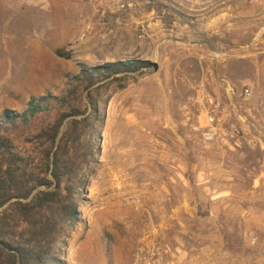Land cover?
Segmentation results:
<instances>
[{
    "label": "rangeland",
    "instance_id": "rangeland-1",
    "mask_svg": "<svg viewBox=\"0 0 264 264\" xmlns=\"http://www.w3.org/2000/svg\"><path fill=\"white\" fill-rule=\"evenodd\" d=\"M127 61L150 65L96 86L100 150L60 264H264V0H0V118ZM207 96L239 146L200 140Z\"/></svg>",
    "mask_w": 264,
    "mask_h": 264
},
{
    "label": "trees",
    "instance_id": "trees-1",
    "mask_svg": "<svg viewBox=\"0 0 264 264\" xmlns=\"http://www.w3.org/2000/svg\"><path fill=\"white\" fill-rule=\"evenodd\" d=\"M57 55L73 58L64 50ZM148 65L127 61L83 67L60 96L32 98L22 113L4 112L0 118V264H60L69 230L78 222L80 190L90 176L91 159L100 150L99 126L104 122L100 92L105 87L96 86ZM82 89L85 110L79 105ZM54 112V122L38 124ZM19 137L31 148L21 150Z\"/></svg>",
    "mask_w": 264,
    "mask_h": 264
},
{
    "label": "built area",
    "instance_id": "built-area-1",
    "mask_svg": "<svg viewBox=\"0 0 264 264\" xmlns=\"http://www.w3.org/2000/svg\"><path fill=\"white\" fill-rule=\"evenodd\" d=\"M227 91L235 94V90L231 86H228ZM250 95L251 92L246 90L245 96L249 97ZM191 101H196V99L191 98ZM197 102L202 106L201 118L205 117V122L199 119V122L194 127L200 140L206 144L219 143L231 148L239 146L240 131L236 129L235 131L227 132L224 129L223 124L228 115L221 102L210 96L202 99V101L198 99Z\"/></svg>",
    "mask_w": 264,
    "mask_h": 264
},
{
    "label": "water",
    "instance_id": "water-1",
    "mask_svg": "<svg viewBox=\"0 0 264 264\" xmlns=\"http://www.w3.org/2000/svg\"><path fill=\"white\" fill-rule=\"evenodd\" d=\"M155 71H158L159 67L158 65H154Z\"/></svg>",
    "mask_w": 264,
    "mask_h": 264
}]
</instances>
